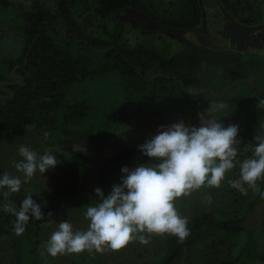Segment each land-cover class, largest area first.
<instances>
[{
	"label": "trees",
	"instance_id": "1",
	"mask_svg": "<svg viewBox=\"0 0 264 264\" xmlns=\"http://www.w3.org/2000/svg\"><path fill=\"white\" fill-rule=\"evenodd\" d=\"M32 0L22 13V51L16 58H4L0 73V137L18 129L35 127L42 129L58 145H87L101 148L110 140L111 128L98 129L88 123L95 106L89 98L72 92L75 86L107 76L117 86L123 97L143 94L149 88L151 96L161 84L164 95L170 94L171 84L188 96L185 79L197 67L184 52L163 57L153 50L128 48L121 41L123 27L116 24L107 38L86 37L74 18V0ZM96 16L106 18L120 10L133 9L149 16L159 26L171 29L193 28L200 22L198 0H186L184 15L162 18L153 14L139 0H98ZM54 6V7H53ZM128 45V44H127ZM196 69V68H195ZM174 77V78H171ZM242 137L241 148L253 150L254 137ZM140 144L117 151L102 169L95 172L94 190L99 187L106 196L108 173L126 165L141 155ZM77 160L63 161L61 186L44 199L45 217L57 212L78 194L80 185L91 175L90 162L85 155L76 154ZM264 185L261 187L262 192ZM25 194H17L8 200L19 210ZM94 201L98 198L94 191ZM251 209V208H250ZM241 216H217L213 212H200L188 220L190 235L184 242L168 235L161 248V256L152 264H176L183 253L199 243L215 240L219 247L231 253L233 240L245 236L244 244L236 255H229L220 264H264V217L253 225L252 212ZM15 216L0 208V235L9 241L18 253V264H43L41 247L44 244L46 225L44 220H31L22 235L14 233Z\"/></svg>",
	"mask_w": 264,
	"mask_h": 264
},
{
	"label": "rangeland",
	"instance_id": "2",
	"mask_svg": "<svg viewBox=\"0 0 264 264\" xmlns=\"http://www.w3.org/2000/svg\"><path fill=\"white\" fill-rule=\"evenodd\" d=\"M32 0H0V73H5V69L1 66L4 58H16L22 51V28L23 7ZM98 0H74L72 5V12L74 18L82 28V34L86 37L107 38L109 33H112L115 25L120 24L123 27L121 41L126 46L128 45H144L154 46L162 43L164 52L173 50V43L163 36V41L155 38L152 34H147V31L160 30L154 20H151L146 14L136 10H121L115 15H109L106 18L96 16L95 7ZM144 4L153 14L162 18H174L184 15L186 12V0H139ZM207 2V0H204ZM244 1V6L251 3L254 7H259V14L256 12V18L262 17V1L261 0H239ZM55 6L54 0H47V4ZM53 6V7H54ZM247 17V18H251ZM263 19V18H262ZM261 19V20H262ZM264 22V20H263ZM163 31V30H161ZM264 35V31H259ZM257 40L261 45L262 36ZM256 50L259 53H264V45L259 46ZM264 58V57H263ZM264 64V63H261ZM245 86H243L244 88ZM257 91L250 94L254 100V108L252 114L255 115V121L259 117H263L264 108L258 107V100L264 99L263 93L259 92L260 87L256 84ZM247 88V87H245ZM203 90H214L212 86L204 84L201 88ZM248 89V88H247ZM249 90V89H248ZM81 97L89 98L90 103L95 106L89 124L98 129L107 126L111 128L110 140L103 147L91 149L87 145H79L75 147L67 146V143L58 145L54 143L53 138L49 133L42 129L35 127H28L26 129H18L9 131L0 137V175L8 172L12 175H20L17 173L14 164L21 160L19 156V147L26 146L34 150L38 155H43L48 152L54 155L57 159V166L54 169H49L46 173L41 174L37 172L32 180L27 184H22L19 193L10 194L8 199L17 194L32 195L33 199L44 209V199L52 191L58 189L63 183V161L77 160V153L85 155L89 160L91 175L88 176L87 181L80 185L78 194L75 195L67 204L61 207L57 212L52 213L51 217L46 215L44 223L46 225V235L44 244L41 247V258L43 264H152L162 254L161 248L167 234L163 236L152 235L149 237V243L144 245L139 241H135L118 252L106 249L102 253L95 251L89 253L87 251L79 254L58 255L52 257L48 254L46 242L54 231L58 230L60 222L67 220L73 228V231H86L88 229L89 221L85 218L86 208L94 205V183L92 178L95 172L108 164L115 153L124 148L140 144L143 145L147 140L157 134V130L161 127H167L173 123H178L181 120L186 125L196 127L199 123L198 115L195 107L181 106L173 110L166 111L162 115L153 111L157 107V103L149 100H135L133 98L128 101L123 97L120 90L115 86L112 80L107 76H98L92 80L84 82L74 87L71 90ZM261 93V94H260ZM250 97V102L252 98ZM173 101L175 99L173 98ZM130 102V103H128ZM182 105L181 101H177ZM225 103V101H223ZM166 103L162 99L161 104ZM252 103V102H251ZM177 105V104H175ZM185 108L183 110V108ZM130 108L133 110V115L129 114ZM210 108V107H209ZM160 114V116H159ZM206 116V115H205ZM216 116V115H214ZM217 117V116H216ZM206 118H208L206 116ZM250 119V117H249ZM193 123H192V122ZM225 121V120H222ZM226 122V121H225ZM233 124L238 125V129L245 137L251 138L256 135H264V129L260 126V120H257L251 128L238 120H232ZM222 123V122H221ZM197 127H199L197 125ZM240 143L236 146L238 148L237 160L243 161L247 158L253 157V150L242 149V137L238 134ZM148 163H157L150 161L148 157L142 153L136 158L131 159L129 163L123 166L114 168L108 173V187L107 194L111 192L112 186L120 184L123 173L121 169L128 167L133 169L140 165ZM240 169L237 165L232 170L225 173L224 180L221 181L220 187H208L206 184L199 190L191 192L190 195L179 198L175 201L176 209L179 215L186 218L187 221L194 215L200 212H213L217 216H241L246 212H252L250 222L253 225L261 223L264 217V197L261 193L262 185H264V178L257 181L259 191L248 188L244 185L247 195H242L239 190L230 186V180L239 179ZM209 197L211 198L209 200ZM5 203V198L0 193V208ZM245 236L239 235L233 240L234 248L231 253L224 247L216 245L215 240H208L199 243L194 247L186 250L182 257L176 264H220L229 255H236L244 244ZM18 251L11 246L8 240L0 235V264H18L16 256Z\"/></svg>",
	"mask_w": 264,
	"mask_h": 264
},
{
	"label": "clouds",
	"instance_id": "3",
	"mask_svg": "<svg viewBox=\"0 0 264 264\" xmlns=\"http://www.w3.org/2000/svg\"><path fill=\"white\" fill-rule=\"evenodd\" d=\"M228 107L220 102L212 110ZM258 107L264 108V99L258 100ZM206 116L198 115L199 127L186 125L183 120L161 126L138 149L157 163L133 169L123 167L120 184L113 185L107 196L97 187L98 201L85 211L88 229L74 232L67 220L60 222L58 230L46 242L48 254L56 257L85 251L102 253L106 249L118 252L137 240L146 245L152 235L175 236L182 243L190 232L188 221L179 215L175 201L205 184L219 188L225 173L237 165L239 179L230 180V186L242 195H247L244 185L259 191L257 181L264 178V135L254 137L253 157L241 162L237 160L238 125L224 127L220 119L207 113ZM18 151L22 159L14 168L23 179L8 172L0 175V193L5 198L2 207L15 216L13 230L17 236L25 232L30 219L44 220L45 215L42 205L32 195L22 200L19 210L8 200L9 195L19 193L22 184L29 183L37 172L44 174L58 164L56 157L48 152L38 155L23 145ZM47 215L51 217L52 213Z\"/></svg>",
	"mask_w": 264,
	"mask_h": 264
},
{
	"label": "flooded vegetation",
	"instance_id": "4",
	"mask_svg": "<svg viewBox=\"0 0 264 264\" xmlns=\"http://www.w3.org/2000/svg\"><path fill=\"white\" fill-rule=\"evenodd\" d=\"M261 1V18H256V12L260 15L259 7H254L252 3L249 5L247 1V6H244L245 2L239 0H207V2L198 0L201 18L196 27L171 29L159 26L156 22L160 30L147 31L146 35L152 34L161 41L163 39L160 38L165 36L173 43L172 51L164 52L161 42L154 46L127 45V47L153 50L163 57L179 52L191 57L195 64L197 62V67L195 66L193 74L185 79V84L189 83L185 89L188 96L178 91L174 84L169 86L171 93L164 95L162 91L165 87L161 84L152 96L149 93L152 88H149L143 94L128 96L127 100L136 98L135 100L146 99L150 102H158L153 111L159 113L160 110L162 115L174 108L192 106L195 107L197 115H206V113L210 116L216 115L217 117H214L220 119L219 122H222L224 127L233 124L231 121L237 119L239 125L243 122L253 128L252 125L260 120L259 124L264 129V116L255 121V115L252 114L255 103L250 96L251 92L257 91L256 84L260 87L259 92L263 93L262 88H264V64H261L264 63V53L256 50L264 45V35L259 32L264 31V0ZM250 16L252 17L247 18ZM261 36L260 45L257 40H260ZM204 84L212 86L214 90L201 89ZM162 99L166 103L161 104ZM177 101H181L182 105ZM223 101L228 104L227 109L212 110L215 105ZM133 110L130 108L128 113L133 115ZM195 122L199 123H192L199 126L200 121L196 119ZM241 130L238 129V132Z\"/></svg>",
	"mask_w": 264,
	"mask_h": 264
}]
</instances>
